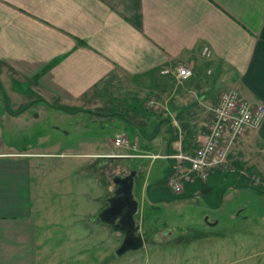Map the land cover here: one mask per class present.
Returning <instances> with one entry per match:
<instances>
[{
	"label": "crops",
	"instance_id": "obj_1",
	"mask_svg": "<svg viewBox=\"0 0 264 264\" xmlns=\"http://www.w3.org/2000/svg\"><path fill=\"white\" fill-rule=\"evenodd\" d=\"M181 66L194 71L185 83L176 77ZM121 82L129 114L147 125L141 133L156 135L166 123L170 138L166 154L151 155L138 152L139 139L125 134L129 146L116 148L115 133L117 152L107 157H162L170 177L177 161L165 156L195 153L224 92L236 90L244 101L264 104V0H0V90L6 94V112H0V264H110L112 255L128 252L120 254L118 246L131 232L143 245L130 251L146 248L136 171L117 173L105 206L85 213L81 181L37 177L31 159L45 151L22 146L14 129L26 121L31 102L60 113L108 116L115 108H100L102 101L109 102L112 85ZM152 92L156 113L144 106ZM161 113L167 118L161 120ZM158 120L157 132H149ZM234 150L228 160L236 166L264 164V123ZM197 183L187 184L185 195L206 184ZM115 190L131 193L116 198ZM127 195L136 211L130 217L126 208L108 221L107 210ZM70 196L76 199L69 202Z\"/></svg>",
	"mask_w": 264,
	"mask_h": 264
},
{
	"label": "rangeland",
	"instance_id": "obj_2",
	"mask_svg": "<svg viewBox=\"0 0 264 264\" xmlns=\"http://www.w3.org/2000/svg\"><path fill=\"white\" fill-rule=\"evenodd\" d=\"M112 87L109 102L103 100L100 107L106 111L115 108L108 116L95 117L93 112L60 113L39 104L31 106V102L26 106V121L14 128L22 146L37 145L45 151L40 152L44 155L31 159L37 177L67 178L78 184L81 181L84 202L83 205L79 203L85 213L105 206L104 198L108 195L106 188L112 185L117 173L137 172L135 193L141 203L137 219L146 248L143 251H128L122 256L112 255L108 262L264 264V164L250 169L246 165L236 166L228 160L224 167L210 174L211 177L198 192L176 194L168 183L169 163L162 157L154 160L107 157L117 152L114 149L115 133H123L131 141L138 138V152L151 155L166 154L168 143L165 140L170 138L169 124L166 123L158 134L149 138L143 135L140 128L147 125L129 114L123 94L128 90L124 83H115ZM5 97L6 94L0 90L2 113L6 112ZM113 97L120 99L114 100ZM155 97L152 92L144 99L145 108L152 113L157 112L156 107L151 105ZM118 108L125 111L124 117L120 115L123 111L118 112ZM129 109L134 110V107L131 105ZM38 114L45 116L38 120ZM162 114H159L161 120L165 116V113ZM160 126V121L154 123L153 127H149V132H157ZM112 138L114 146L111 144ZM41 141L44 142L43 146L40 145ZM234 148L231 153L235 151ZM242 149H249V146L242 145ZM198 183L202 182L198 180ZM73 187L77 188L75 184ZM99 196L102 198L100 205L92 207L91 204H97L92 200ZM75 199V196H70L68 201ZM55 203L53 201V206ZM86 224L88 222L84 220ZM123 243L119 244V249ZM100 251L103 252V249Z\"/></svg>",
	"mask_w": 264,
	"mask_h": 264
},
{
	"label": "built area",
	"instance_id": "obj_3",
	"mask_svg": "<svg viewBox=\"0 0 264 264\" xmlns=\"http://www.w3.org/2000/svg\"><path fill=\"white\" fill-rule=\"evenodd\" d=\"M176 77L180 83H185L194 77V71L181 66L176 70ZM210 113L208 132L195 153L165 156L177 161L168 183L178 195L184 194L188 183L207 182L212 172L227 164L234 144L264 123V104L246 102L236 90L224 92ZM114 139L116 148L129 146L124 134H116Z\"/></svg>",
	"mask_w": 264,
	"mask_h": 264
},
{
	"label": "water",
	"instance_id": "obj_4",
	"mask_svg": "<svg viewBox=\"0 0 264 264\" xmlns=\"http://www.w3.org/2000/svg\"><path fill=\"white\" fill-rule=\"evenodd\" d=\"M126 194L131 193L130 190H126L125 191ZM131 196L127 195V197H125L124 199H121L119 201L115 202V205L113 206V208L111 210H107V216L109 215H113L112 219H114L115 217H117L118 215H123V212L126 210V208H130L132 212L128 213L131 217V215L133 214V212L136 211L137 209V204H133L132 200H131ZM132 213V214H131ZM124 216V215H123ZM127 217V216H125ZM108 220V219H107ZM108 221H111L110 219ZM124 225L127 226V222L126 220H124ZM143 245V240L140 237H137L135 234H132V232L128 235V238L126 240H124L123 246L120 248L119 253L123 254L126 251H130V250H136L139 247H141Z\"/></svg>",
	"mask_w": 264,
	"mask_h": 264
},
{
	"label": "flooded vegetation",
	"instance_id": "obj_5",
	"mask_svg": "<svg viewBox=\"0 0 264 264\" xmlns=\"http://www.w3.org/2000/svg\"><path fill=\"white\" fill-rule=\"evenodd\" d=\"M120 182H121V185L125 188V186L127 185V183L126 182H122L121 180H120ZM125 193V191H117V190H115L114 191V194H117V196H116V198H123L122 196H123V194ZM114 194H113V196H114ZM116 202V201H115ZM115 205V204H114ZM113 205V206H114ZM113 208V207H112ZM112 208H110V210L112 209ZM112 214L111 215H109L108 217H109V219L111 220L112 219Z\"/></svg>",
	"mask_w": 264,
	"mask_h": 264
},
{
	"label": "trees",
	"instance_id": "obj_6",
	"mask_svg": "<svg viewBox=\"0 0 264 264\" xmlns=\"http://www.w3.org/2000/svg\"><path fill=\"white\" fill-rule=\"evenodd\" d=\"M62 109H64V110H66V111H68V112H71L72 110L71 109H69V108H62ZM254 189H256V190H258V191H261L262 189H260V188H257V187H254ZM186 192H184V194H185ZM183 194V195H184Z\"/></svg>",
	"mask_w": 264,
	"mask_h": 264
}]
</instances>
